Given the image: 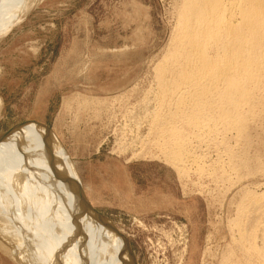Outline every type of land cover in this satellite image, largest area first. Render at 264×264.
<instances>
[{
  "label": "rangeland",
  "instance_id": "1",
  "mask_svg": "<svg viewBox=\"0 0 264 264\" xmlns=\"http://www.w3.org/2000/svg\"><path fill=\"white\" fill-rule=\"evenodd\" d=\"M181 2L13 0L9 4L14 5L15 23L0 35V135L31 122L52 133L65 160L74 164L84 204L127 242L132 264L241 260L235 247L238 231L231 223L248 212L241 223L250 225L248 218L258 208L252 209L246 195L264 193L263 120L250 123L249 148L233 133L225 137L228 148L236 149L234 157L240 155L248 166L252 162L242 169L251 173L228 170L229 159L210 140L213 136L199 132L208 138L199 141L197 131L186 124L170 123L193 141L189 147L194 159L200 157L198 164L191 160L182 163L186 168H176L164 157L166 139L159 141L154 127L150 129L148 121L158 109L153 101L159 92L157 68L173 49ZM191 131L197 138L186 135ZM224 135H217L218 142ZM218 164L224 170L227 166L224 173ZM211 171L218 172L214 175L220 182ZM36 192L31 193L42 196ZM0 264L19 263L0 248Z\"/></svg>",
  "mask_w": 264,
  "mask_h": 264
},
{
  "label": "bare ground",
  "instance_id": "2",
  "mask_svg": "<svg viewBox=\"0 0 264 264\" xmlns=\"http://www.w3.org/2000/svg\"><path fill=\"white\" fill-rule=\"evenodd\" d=\"M10 1L13 0H0V35L15 23ZM180 4L173 49L157 68L159 92L153 101L157 100L158 109L155 112L154 107L155 113L148 119L150 129L154 127L156 132L154 137L158 134L159 141L166 139L161 147L164 157L179 169L191 160L198 164L200 157L195 155L194 159L189 147L193 141L189 138L188 144L187 137H182L183 131L170 123L186 124L196 134L201 132L216 139L219 134H225V138L233 133L234 139L246 143L243 147L248 144V148L250 123L258 119L257 122L261 119L260 123H264V0H182ZM31 123L0 135V248L19 264H132L127 242L84 204L81 184L70 165L73 163L65 160L62 148L52 140V133L39 123ZM181 128L185 130L184 126ZM199 136V141L206 139L204 134ZM214 138L210 140L215 144L210 145L214 144L219 151L223 148L230 160L228 170L237 172L248 166L246 161L239 160L240 155L239 159L234 157L236 149L233 147L234 152L228 148L226 138L222 142H218L220 138L215 142ZM235 158L238 160L234 161ZM221 161L223 165L225 160ZM248 164L251 167L252 162ZM222 165L218 164L217 169L224 173L227 166L224 170ZM246 171L249 172H242ZM213 172L211 175L216 174ZM233 174L237 179L238 175ZM32 189L42 196L32 195ZM244 197L241 202L247 198L258 212L250 211L252 216L257 214L251 219L249 216L250 225H245L241 222L244 216L247 219L248 212L244 215L238 209V215L244 216L231 224L238 231L235 247L241 260L230 262L224 258L229 261L225 264H264V193L249 192ZM241 205L244 211L245 206ZM251 206L246 208L250 210ZM261 225L262 230L258 228ZM259 232L261 245L256 241Z\"/></svg>",
  "mask_w": 264,
  "mask_h": 264
}]
</instances>
